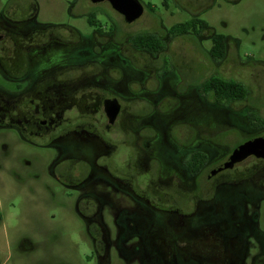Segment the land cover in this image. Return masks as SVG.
I'll return each instance as SVG.
<instances>
[{
  "label": "flooded vegetation",
  "instance_id": "af4514ba",
  "mask_svg": "<svg viewBox=\"0 0 264 264\" xmlns=\"http://www.w3.org/2000/svg\"><path fill=\"white\" fill-rule=\"evenodd\" d=\"M70 5L90 33L36 22L37 0L0 12V75L16 83L0 86V126L62 150L69 166L58 179L78 193L93 256L99 264H110L113 250L138 264H264V150L229 165L237 148L264 138V103L248 100L247 86L243 99L218 100L204 86L218 75L199 83L184 74L169 52L201 33L175 32L184 22L167 28L151 5L133 22L109 0ZM152 19L157 31L130 30ZM141 35L162 47L153 51Z\"/></svg>",
  "mask_w": 264,
  "mask_h": 264
},
{
  "label": "rangeland",
  "instance_id": "374dc122",
  "mask_svg": "<svg viewBox=\"0 0 264 264\" xmlns=\"http://www.w3.org/2000/svg\"><path fill=\"white\" fill-rule=\"evenodd\" d=\"M140 1L146 7L151 5L167 28L190 20L183 6L208 22L211 29L201 33V41L196 36H183L169 52L184 74L199 83L211 75L240 81L250 90L248 100L264 103V0H178L181 4L173 0ZM19 2L28 0H0V12ZM37 2L36 22H63L83 33L91 32L85 16L71 18L72 0ZM104 7L109 9L106 4ZM78 10L76 7L73 12ZM130 30L157 31V20ZM213 34L229 38L227 54L220 61L210 53ZM153 64L159 66L161 61ZM0 86L13 91L16 83L0 75ZM32 140H24L15 128L0 126V264H99L76 211L78 193L58 179L69 162L60 163L63 153L58 146L44 147L37 139ZM107 224L113 232L114 222ZM252 255V251L247 253L246 262ZM110 257V264H138L117 250Z\"/></svg>",
  "mask_w": 264,
  "mask_h": 264
},
{
  "label": "trees",
  "instance_id": "16d2710c",
  "mask_svg": "<svg viewBox=\"0 0 264 264\" xmlns=\"http://www.w3.org/2000/svg\"><path fill=\"white\" fill-rule=\"evenodd\" d=\"M173 29L175 32L182 33H186L189 30L194 29L200 34L203 31L211 28L207 21L199 17H195L189 21L175 26ZM138 39L142 40L141 43L151 48L153 51H157L162 47V43L153 35H141L138 37ZM212 41L213 44L210 50L211 56L215 60L223 59L227 54L229 38L223 34H213ZM204 86L206 90L209 88H214L216 92V98L218 100L228 101L234 99H243L248 91L244 83L234 79H225L218 76L207 80Z\"/></svg>",
  "mask_w": 264,
  "mask_h": 264
},
{
  "label": "water",
  "instance_id": "95a60500",
  "mask_svg": "<svg viewBox=\"0 0 264 264\" xmlns=\"http://www.w3.org/2000/svg\"><path fill=\"white\" fill-rule=\"evenodd\" d=\"M93 2H99L103 0H92ZM113 7L120 13L125 15L128 22H133L139 18L143 13V5L140 0H109ZM116 109L112 108V116L115 114ZM257 150H264V138L258 140L255 144H248L237 148L229 161V165L242 159L250 152H256Z\"/></svg>",
  "mask_w": 264,
  "mask_h": 264
}]
</instances>
